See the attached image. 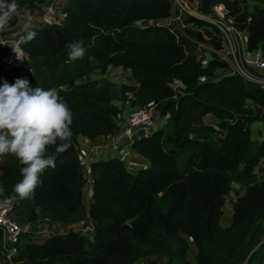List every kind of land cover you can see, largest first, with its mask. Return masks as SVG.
Masks as SVG:
<instances>
[{
    "label": "trees",
    "instance_id": "trees-1",
    "mask_svg": "<svg viewBox=\"0 0 264 264\" xmlns=\"http://www.w3.org/2000/svg\"><path fill=\"white\" fill-rule=\"evenodd\" d=\"M49 1L17 0L21 16ZM200 1L205 13L224 5L236 26L248 32L249 49L264 51V0H256L251 9L240 0ZM171 7L169 0H71L62 26L20 34L32 72L4 71L0 65V84L24 78L31 87L56 88L72 112L73 135L56 167L41 175L34 200L14 203L30 222L45 217L75 224L89 216L95 233L90 239L71 230L37 242L25 232L10 260L3 255L0 233V264H134L155 255L167 256L166 264H191L185 235L197 247L195 264H264V179L258 180L256 171L264 142L253 140L250 130L253 121L264 119V87L240 75L216 73L227 68L218 58L202 67L194 44L187 38L178 41L165 27L136 25L167 18ZM21 16L13 17L4 31ZM28 30L36 38L23 43ZM76 40L83 41L85 56L73 61L66 45ZM110 65L130 70L137 86L104 77ZM202 75L209 79L201 82ZM176 79L184 87L174 89ZM152 100L170 117L163 128L134 143L150 165L132 174L116 157L94 162L88 204L78 138L112 135L122 113L116 102L144 106ZM207 114L218 128L205 124ZM53 153L50 146L46 155ZM19 179L18 162L6 156L0 172L6 195H12ZM246 182L233 204L231 224L222 226L232 186Z\"/></svg>",
    "mask_w": 264,
    "mask_h": 264
},
{
    "label": "built area",
    "instance_id": "built-area-1",
    "mask_svg": "<svg viewBox=\"0 0 264 264\" xmlns=\"http://www.w3.org/2000/svg\"><path fill=\"white\" fill-rule=\"evenodd\" d=\"M169 1L172 5L170 16L162 19L139 20L136 21V25L142 28L149 26L165 27L175 34L178 41L187 38L192 42L196 55L202 52V55H200L201 58L198 57L202 67H207L212 60L218 58L226 63L227 68L225 70H217L216 73L240 75L245 81L264 87V51L262 48L256 50L249 49L247 40L249 36L248 32L246 30L241 31L236 26L235 17L228 15L224 5H218L213 8L211 13H205L201 10L202 3L200 0ZM240 1H246L249 7L247 0ZM70 2L71 0H52L38 3L37 9L27 10L20 18L26 21L29 20L33 28L62 26L68 16L67 7ZM197 20H203L202 24H199ZM250 20L251 17H249L248 21ZM4 32H0V65L3 70L7 71V69L12 67L32 72V69L27 64V54L20 47L19 38L6 37ZM197 33H201V39L196 36ZM214 40L220 42L221 46L217 47ZM13 48L16 49V52L13 51ZM196 48L198 52H196ZM120 67L125 70L122 66ZM126 70L131 74L130 70ZM208 79L205 75L200 77L201 82H205ZM178 87H184V85L181 80L176 79L173 88L178 89ZM126 106L130 109L129 115L123 120L120 114L116 119L117 126L119 127L121 122H124V129L122 131V136L125 137L124 153L128 150L132 151L135 149V142L132 139L135 131L144 128L147 131L146 137H148L163 128L170 117L169 114L163 115L159 104L153 100L144 106H133L128 101ZM208 115L211 116V114ZM163 118L166 120L163 124L159 125V119ZM215 127L217 126L215 125ZM256 140L264 142V137L262 136V140ZM95 151L98 153L99 150L95 149ZM263 161L264 158L261 162ZM257 176L261 180L264 179L259 174ZM87 203L90 204L89 202ZM73 230L79 231L90 239H93L95 233L94 221L91 217L87 216L80 222L75 223ZM25 232L31 231L24 226L19 208L14 202L11 206L0 209V233L3 236L2 252L7 259L10 260L17 253L16 243L19 236ZM37 232L38 234L43 233L42 231Z\"/></svg>",
    "mask_w": 264,
    "mask_h": 264
},
{
    "label": "clouds",
    "instance_id": "clouds-1",
    "mask_svg": "<svg viewBox=\"0 0 264 264\" xmlns=\"http://www.w3.org/2000/svg\"><path fill=\"white\" fill-rule=\"evenodd\" d=\"M21 12L17 0H0V32ZM36 35L28 30L21 42L32 41ZM66 47L70 60L84 58L82 40L69 42ZM92 60L94 57H89ZM72 120V112L56 88L31 87L24 78L0 84V157H14L20 175L12 187V195H6V189L0 185V209L11 206L17 199L34 200L41 175L46 169H54L57 157L71 146ZM50 146L54 147V153L46 155Z\"/></svg>",
    "mask_w": 264,
    "mask_h": 264
},
{
    "label": "crops",
    "instance_id": "crops-1",
    "mask_svg": "<svg viewBox=\"0 0 264 264\" xmlns=\"http://www.w3.org/2000/svg\"><path fill=\"white\" fill-rule=\"evenodd\" d=\"M250 4L257 3L256 0H247ZM253 5V6H254ZM252 6V7H253ZM251 7V8H252ZM37 4L31 8L32 10L37 9ZM250 8V9H251ZM27 11V10H26ZM25 11V12H26ZM24 12V14H25ZM28 28H33L31 26L29 20H23V18H20L19 22L12 28H9L4 32V35L7 37H16L20 39V34ZM112 67H116L113 65H110ZM119 67V66H118ZM116 105L119 108L123 107V104L121 102H116ZM123 120L125 117L128 116V113L124 114L121 113ZM210 117V116H209ZM264 120V119H261ZM124 122H121L120 127L118 126L115 132L110 136H103L98 137L95 140H91L90 138H86L84 136H80L77 140V149L80 154L82 166H83V172L86 178V184H85V199L87 202L91 203L92 199V178H91V166L94 162L100 161V160H107L111 158H119L121 159L128 171L132 174H136L140 169L144 167H148L150 165V161L142 156L136 149L130 151L128 150L125 152V137L122 136V131L124 129ZM251 130V129H250ZM264 128L260 127L259 125H256V128L251 131V137L252 139H261L264 135L263 131ZM95 149H98V153H96ZM6 156L0 157V172L1 168L5 162ZM237 183H234L236 185ZM240 185V184H238ZM19 213L22 217L23 224L26 228H28L33 233V239L37 242H42L48 237L55 235V234H61L66 233L68 231L73 230L75 224H63L59 222L52 221L45 217H40L35 222L27 221L23 217L22 210L19 208ZM232 214H233V205H232ZM232 218V217H231ZM37 231H42V234H38ZM164 259L166 256H163ZM159 258V256H152L148 258H141L138 261H136L134 264L143 263L144 261L146 264L150 260V262H154Z\"/></svg>",
    "mask_w": 264,
    "mask_h": 264
},
{
    "label": "rangeland",
    "instance_id": "rangeland-1",
    "mask_svg": "<svg viewBox=\"0 0 264 264\" xmlns=\"http://www.w3.org/2000/svg\"><path fill=\"white\" fill-rule=\"evenodd\" d=\"M254 4H250V8L253 6ZM203 21V20H202ZM196 52H198V49L196 48ZM200 52V51H199ZM200 55H202V52H200L197 57L201 58ZM116 69H118L119 67H114ZM94 79H98L100 78V76H97V75H93L92 76ZM104 77L110 79L111 81L113 82H116V83H123V84H127V85H130V86H134L136 85L137 86V83L135 82V80H133V76L132 74H130L129 71H127L126 69L125 70H110L109 72V69H107V72L106 74L104 75ZM124 81V82H123ZM248 106H252L253 105L250 103V105L248 104ZM129 112H130V109L125 105H123L122 107V113L126 114L128 113L129 115ZM206 115L204 117V120H205V124H208V125H217V120L215 119V117L213 115ZM160 120V124H163L164 121L166 120L165 118L163 119H159ZM251 131L253 129L256 128V125H259L260 127L264 128V120H256V121H253V123H251ZM164 127V126H163ZM263 133H264V130H262ZM264 137V135H263ZM260 141V140H259ZM256 171L258 172L259 176L264 178V161L261 162V164L259 166H257L256 168ZM258 178V176H257ZM254 179H256V177H254ZM251 180V183L254 181ZM259 179V178H258ZM261 180V179H259ZM248 185V183H243L241 185H233L232 186V191L231 193L229 194V196L227 197V200H226V203L224 205V214H223V218H222V226L224 227H227L231 224L232 220H231V209H232V205L235 203V201L244 194L245 190H246V186ZM185 237L188 239V241L190 242V248H189V252H188V259L190 260L191 264H195L196 262V255H197V247L194 245V243L192 242V239L189 237V236H186ZM167 256L164 257L163 256H159V258L155 261V264H166L167 263ZM143 263H139V264H146L144 261H142ZM152 262H150V260L147 262V264H151Z\"/></svg>",
    "mask_w": 264,
    "mask_h": 264
},
{
    "label": "water",
    "instance_id": "water-1",
    "mask_svg": "<svg viewBox=\"0 0 264 264\" xmlns=\"http://www.w3.org/2000/svg\"><path fill=\"white\" fill-rule=\"evenodd\" d=\"M259 52H261V50H259ZM146 129L141 128L138 129L137 131H135V133L132 135V139L134 142L139 141L141 138L146 137Z\"/></svg>",
    "mask_w": 264,
    "mask_h": 264
},
{
    "label": "bare ground",
    "instance_id": "bare-ground-1",
    "mask_svg": "<svg viewBox=\"0 0 264 264\" xmlns=\"http://www.w3.org/2000/svg\"><path fill=\"white\" fill-rule=\"evenodd\" d=\"M108 69H109V72H110V70H112V69H114V70H118V69H119V70H122V71H123V69H122L121 67H119L118 69H116V68H114V67H112V66H109Z\"/></svg>",
    "mask_w": 264,
    "mask_h": 264
}]
</instances>
